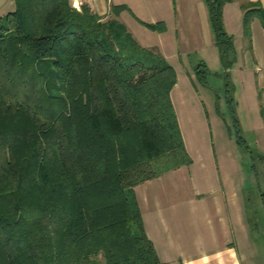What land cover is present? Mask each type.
<instances>
[{
  "label": "trees",
  "instance_id": "trees-1",
  "mask_svg": "<svg viewBox=\"0 0 264 264\" xmlns=\"http://www.w3.org/2000/svg\"><path fill=\"white\" fill-rule=\"evenodd\" d=\"M13 1L0 22V264H162L135 188L191 163L170 97L173 68L119 21L125 5L102 18L70 0ZM230 2L203 0L225 81L237 61L223 24ZM240 8L251 51V23L264 29V7ZM233 121L264 185V154Z\"/></svg>",
  "mask_w": 264,
  "mask_h": 264
},
{
  "label": "rangeland",
  "instance_id": "rangeland-1",
  "mask_svg": "<svg viewBox=\"0 0 264 264\" xmlns=\"http://www.w3.org/2000/svg\"><path fill=\"white\" fill-rule=\"evenodd\" d=\"M121 1L131 8L130 13L124 11L127 16L124 25L134 39L143 47L157 49L176 74V84L170 97L184 151L191 163L176 169L172 176L157 186L204 190L209 182L217 190L243 189V199H246L243 202L246 204L249 199L248 207H252L255 213V217L251 214L252 219L259 226L261 237L257 239V246L262 255L264 233L257 187L264 189L263 179L259 177L256 180L251 170L250 154L236 144L233 121L234 115L239 128V120L247 121L248 129L244 132L240 129L241 137L251 151L264 154L263 139H258L251 131L256 120L261 118L257 111V102H260L258 78L254 76L251 64L249 75L229 72L225 81L202 0ZM147 25L157 26L151 29ZM161 27L163 31H157ZM227 90H231L230 93ZM235 96L240 101L239 107Z\"/></svg>",
  "mask_w": 264,
  "mask_h": 264
},
{
  "label": "crops",
  "instance_id": "crops-1",
  "mask_svg": "<svg viewBox=\"0 0 264 264\" xmlns=\"http://www.w3.org/2000/svg\"><path fill=\"white\" fill-rule=\"evenodd\" d=\"M70 2L76 10L86 5L102 18L108 16L111 6L125 5L130 8L121 0H70ZM247 2L258 3L264 7V0H232L223 7V24L226 32L234 37L237 53V63L230 73L249 75L251 71L248 67L251 64L254 76L258 78L260 102H257L259 105L257 111L261 118L256 120V125L251 131L264 141V29L259 20L251 23V51H248L243 37V13L240 8ZM13 10V0H0V22ZM125 13L122 12L119 16L123 24L124 18L127 17ZM238 41L240 45L237 48ZM234 99L238 100L239 107L238 97L235 96ZM239 124L243 132L247 131V121L239 120ZM175 172L176 170L171 171L135 188L145 233L153 244L160 262L264 264V253L260 255L258 240L248 223V205L243 202L246 201L243 199V189L217 190L212 188L209 182L204 190L195 187L188 189L157 186V183H163Z\"/></svg>",
  "mask_w": 264,
  "mask_h": 264
}]
</instances>
